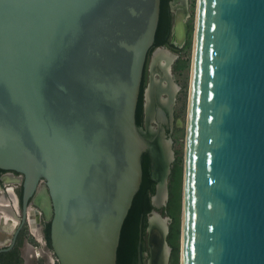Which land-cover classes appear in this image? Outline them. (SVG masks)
<instances>
[{"label": "water", "instance_id": "water-1", "mask_svg": "<svg viewBox=\"0 0 264 264\" xmlns=\"http://www.w3.org/2000/svg\"><path fill=\"white\" fill-rule=\"evenodd\" d=\"M159 14L160 0H0V170L22 177L0 255L42 184L57 264H116L152 151L135 116ZM179 253L264 264V0H196Z\"/></svg>", "mask_w": 264, "mask_h": 264}, {"label": "bare ground", "instance_id": "bare-ground-1", "mask_svg": "<svg viewBox=\"0 0 264 264\" xmlns=\"http://www.w3.org/2000/svg\"><path fill=\"white\" fill-rule=\"evenodd\" d=\"M177 1V0H176ZM180 16V15H179ZM181 22V23H180ZM176 22V25L174 27L175 30V38H179L181 31L180 29L183 27V22L180 20ZM185 36V26H184V34L183 39ZM183 39L182 42L183 43ZM175 58V55L169 53L165 49H158L153 56L152 61V79L151 82L146 90L145 93V120H146V126L145 130L141 131L142 138L149 144V139L153 138V141L150 146L151 149L155 148L159 151H161V157L165 155V149H166V142L162 141L161 134L162 133V127H158V129L150 127V124H156L157 119L158 123H161L163 120V116L160 117V112L163 114L162 108H165L164 110H168L169 108V102L166 101L164 98V93L169 97L171 96V93L173 94V91L170 89L169 86H165L163 81L164 75H163V69L162 67L166 64V72L168 73V67L172 59ZM158 68L154 70V68ZM161 70V71H160ZM159 76V78H155V76ZM154 76V77H153ZM175 90V88L173 87ZM153 105H155V109L153 108ZM157 123V124H158ZM162 160L159 159L155 166L158 169L157 171H154V178H158L160 180V183H158V189L157 194L152 198V203L154 207L158 208L160 206L166 205V195H165V173L163 172L161 168ZM166 170V169H165ZM20 183V179H15L12 177H4L3 183L5 185V192L0 191V213L2 214L3 218L7 220L8 222H12V226L16 227L19 218L17 215V209H16V198L13 194V187L8 186L11 183ZM8 184V185H7ZM156 190V189H155ZM5 196H3V195ZM10 201L12 202V205H10ZM165 202V203H164ZM32 203L35 205L37 210H33L29 207L28 209V216L29 221L28 223H31V225H34L37 216H39V213L42 211H45L48 215V200L45 193V190L40 188L37 190V193L35 194V197L32 201ZM18 207V206H17ZM149 231H151V237H150V244L152 245L153 250V259H151L150 264H165V258H166V248L162 245L163 242V236L165 232V222L162 221L156 213H153L150 215L149 218ZM148 231V232H149ZM32 235L41 243L43 244L42 237L40 233L37 231V229H31ZM155 246V247H153ZM162 246V247H161Z\"/></svg>", "mask_w": 264, "mask_h": 264}, {"label": "trees", "instance_id": "trees-1", "mask_svg": "<svg viewBox=\"0 0 264 264\" xmlns=\"http://www.w3.org/2000/svg\"><path fill=\"white\" fill-rule=\"evenodd\" d=\"M169 0H160V14L158 27L155 34V41L151 51L166 43L164 35L170 29V19L167 13V4ZM191 28V27H190ZM190 46V42L187 43ZM184 64L179 66L183 69ZM142 115V86L136 109V124L141 126ZM177 153V152H176ZM181 159H175L168 183V202L166 204V214L170 217L171 223L168 229L167 244L171 249L169 263L179 264V232H180V208H181ZM142 182L136 195L134 196L131 208L124 221L119 246L117 250L116 264H135L137 255V243L139 234L143 232L147 214L153 210L150 204V196L154 193L155 182L151 179L150 155L148 152L143 153L141 157ZM1 172V170H0ZM21 233V232H20ZM46 243L49 246V224L45 226ZM19 237V236H18ZM17 243V242H16ZM2 264H22V259L15 257L13 250L0 255Z\"/></svg>", "mask_w": 264, "mask_h": 264}, {"label": "rangeland", "instance_id": "rangeland-1", "mask_svg": "<svg viewBox=\"0 0 264 264\" xmlns=\"http://www.w3.org/2000/svg\"><path fill=\"white\" fill-rule=\"evenodd\" d=\"M175 4L173 5L174 9L178 8L179 12L183 15H186L185 23L187 26L185 41L183 43L184 46L180 49L178 53V59L174 62L172 66V77L178 86V94L177 101L175 104V115L182 121V127L178 128L173 137H172V149L175 152L174 158L181 159V179H180V188H181V198H182V179H183V159H184V146H185V124L187 119V110H188V98H189V87H190V70H191V56H192V40H193V28H194V19H195V8H196V0H173ZM176 12V11H175ZM191 27V28H190ZM174 41V40H173ZM190 42V46H187V43ZM164 49V48H162ZM155 50V49H154ZM153 50V51H154ZM171 51V50H169ZM174 54L173 52H171ZM184 64L183 69H179V66ZM168 74V73H167ZM169 77V75H168ZM157 78V76H155ZM177 152V153H176ZM169 182V180L167 181ZM15 184H10L8 186H12ZM0 191H4V187L0 186ZM3 195V194H2ZM4 196V195H3ZM5 197V196H4ZM30 208L37 210L35 205L31 203ZM165 207H159L157 213L159 214V218L164 221L165 227L171 223L170 217L166 214ZM16 210L18 218L19 208ZM181 210V208H180ZM180 232H179V246H180V235H181V212H180ZM45 219L41 216L40 220V228L37 224L28 228L25 226L19 237L17 239V243L15 247L12 249L15 257H19L22 259V264H57L49 246L43 240V244H41L31 233V229H37V231L42 234V228L44 227ZM14 228L12 226V222H8L5 220L0 213V248H4L8 246L10 243ZM30 229V230H29ZM164 234V233H163ZM164 247L165 245L162 244ZM155 247V246H153ZM162 247V246H161ZM166 248V247H165ZM140 250L142 254H139V263L141 264H150L151 259H153V248L149 243L147 244L146 240L140 246ZM143 256V257H142ZM180 257V253H179Z\"/></svg>", "mask_w": 264, "mask_h": 264}, {"label": "flooded vegetation", "instance_id": "flooded-vegetation-1", "mask_svg": "<svg viewBox=\"0 0 264 264\" xmlns=\"http://www.w3.org/2000/svg\"><path fill=\"white\" fill-rule=\"evenodd\" d=\"M175 4V2L173 1V0H169L168 1V4H167V13L169 14V19H170V29H169V31L164 35V40L166 41V43L164 44V45H162V46H159L160 48H168V50H171L170 52H173L174 54L173 55H175V58H174V60L172 61V63L170 64V74H171V78H172V81L175 83V81L173 80V77H172V66H173V64H174V62L175 61H177V59H178V53H179V51H180V49L182 48V46H184L183 45V43H181L182 42V39H183V34H184V23H183V27L180 29V31H181V34H180V36H179V38H175V36H174V24H175V17H176V22L177 21H179L180 22V20L183 22V15L181 14V12H179V10H178V8H177V10H176V8L174 9V7H173V5ZM175 11H176V13H175ZM180 15V16H179ZM181 23V22H180ZM174 40V41H173ZM157 48V47H156ZM156 48H154V49H156ZM153 49V50H154ZM152 50V51H153ZM150 56V61H149V65H148V76H147V78H146V82L144 81V79L142 80V84H141V86H142V115H141V127L143 128V130H145V126H146V120H145V100H146V98H145V100H144V97H143V93H144V91H145V89L147 90V88H148V86H149V84H150V82H151V79H152V73H151V71H152V61H153V57L151 58V54L149 55ZM165 67H166V64L162 67V69H163V75H164V78H163V81H165L164 82V85L165 86H169L170 87V89L173 91L174 89L172 88V85H171V81H170V79H169V77H168V74H167V72H166V69H165ZM156 69H158V68H154V70H156ZM161 71V70H160ZM154 77V76H153ZM157 77L159 78V76L157 75ZM176 84V83H175ZM174 87V86H173ZM175 88V87H174ZM176 89V88H175ZM178 91H179V89H178ZM178 91H176L175 93H174V91H173V94H174V97L172 98V100L170 101V99H171V97H172V95L171 96H169V98H168V96L166 95V93H164L163 95H164V98L166 99V101H168L169 102V109H171L172 110V119L170 118V116H169V114H168V111H169V109L168 110H164L165 108H162V111H163V113H164V117H163V120H162V122L161 123H158V119H157V123L156 124H150V127H152V128H155V129H158V127H162V129H163V132H164V136H162V141H164V143L166 142V143H169V141H170V145H169V149H167L168 148V146H167V144H166V149L164 150L165 151V155L163 156V157H161V151H159V150H157V149H155V148H152V151L149 153V155H150V168H151V179L155 182V185H154V193L150 196V204H151V198L152 197H154V196H156V194H157V192H156V186L158 185V183H160V180L156 177V178H154V171L156 170H158L157 168H156V166H155V163L159 160V159H161L162 160V163H161V168H162V171L164 172H166V171H168V168H169V173L167 174V172L165 173V177H164V180H165V186H167V196H166V204H167V202H168V194H169V192H168V183L169 182H167L168 180H169V176H170V173H171V169H172V165H173V163H174V161H175V158H174V151H173V149H172V144H173V141H172V137H173V135H174V133H175V131L178 129V127H177V120L179 119V118H177L176 117V115H175V104H176V101H177V94H178ZM173 101V102H172ZM153 108L155 109V105H153ZM163 116V114L160 112V117H162ZM160 134H162V133H160ZM164 137V138H163ZM149 145L152 143V142H154L153 141V138H151V139H149ZM170 152H172V155H173V159L171 160V158H170ZM166 169V170H165ZM4 177H12V178H15V179H20V183L18 182V183H16L15 185H13V189H12V191H13V194H14V196L16 195V198H17V200H18V203H19V206L17 207V205H16V209L17 208H19V215H20V209H21V192H22V190H21V182H22V177L20 176V175H18V174H16V173H11V172H4V171H1L0 172V186L2 187V186H4L5 187V185H4V183H3V178ZM11 184H14V183H11ZM8 185V184H7ZM10 185V184H9ZM40 188H42L43 189V185L42 184H40L39 185V187H38V190L40 189ZM10 205H12V202L10 201ZM31 203H32V201H31ZM31 203H30V205H31ZM165 203V202H164ZM166 206V205H165ZM164 206V207H165ZM161 207V206H160ZM158 209H159V207H158ZM18 210V209H17ZM34 210V209H33ZM151 212V211H150ZM150 212L147 214V217H146V221H145V227H144V230H143V232L142 233H140L139 234V240H138V243H137V250H136V252H137V255H136V260H135V264H140L139 263V258H140V256H139V254H142L141 253V250H140V246L142 245V243H144V241L146 240V242H147V244H149V243H151L150 242V237H151V231H149V230H147V229H149V228H147L148 227V221H149V218H150ZM41 216H43L44 217V215H43V213L42 212H40L39 213V216H37V218H36V221H35V223L34 224H37V226L40 228V220H41ZM44 219H45V223H44V227L41 229L42 230V234H40L41 235V237H43V239H44V242H46V236H45V226L47 225V224H49L48 223V221L46 220V218L44 217ZM31 223H28V224H26L25 226H27L28 228H31ZM24 226V227H25ZM169 229V228H168ZM23 230V229H22ZM30 230V229H29ZM149 231V232H148ZM167 235H168V233H167ZM167 235H166V237H165V242L167 243ZM16 245V244H15ZM168 245V244H167ZM15 247V246H14ZM170 248V247H169ZM170 252H171V249H170ZM170 252H169V255H168V262H167V264L169 263V257H170ZM143 257V256H142ZM142 258H141V264H142Z\"/></svg>", "mask_w": 264, "mask_h": 264}]
</instances>
